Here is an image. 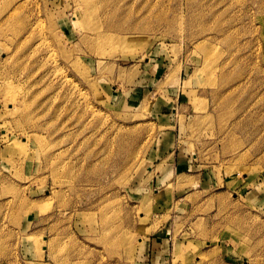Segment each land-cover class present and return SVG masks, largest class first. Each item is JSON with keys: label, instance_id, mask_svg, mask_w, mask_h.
I'll return each mask as SVG.
<instances>
[{"label": "rangeland", "instance_id": "374dc122", "mask_svg": "<svg viewBox=\"0 0 264 264\" xmlns=\"http://www.w3.org/2000/svg\"><path fill=\"white\" fill-rule=\"evenodd\" d=\"M89 3L0 0V264H264V0Z\"/></svg>", "mask_w": 264, "mask_h": 264}, {"label": "bare ground", "instance_id": "6f19581e", "mask_svg": "<svg viewBox=\"0 0 264 264\" xmlns=\"http://www.w3.org/2000/svg\"><path fill=\"white\" fill-rule=\"evenodd\" d=\"M75 1H77V0H75ZM89 1H91V0H82V3H83V8H81L82 9V11H83V15H85V16H91V14H92V7L90 8L89 6H91L90 5V3H89ZM79 4V3H78ZM94 5V4H93ZM95 6V5H94ZM97 7V6H96ZM77 8V7H76ZM78 10V9H77ZM82 18V17H81ZM93 18H92V16L91 17H89V24H87V27H86V29L87 30H89V31H92V32H99V29L96 27V24H95V22L93 21L92 23H91V20H92ZM82 20V19H81ZM101 31V30H100ZM85 34V33H84ZM87 34V33H86ZM88 34H89V32H88ZM99 34V36H104L103 35V33H98ZM91 35V34H90ZM92 36V35H91ZM107 36V35H106ZM95 37H96V35H95ZM108 39H109V37H107ZM104 40V39H103ZM102 40V41H103ZM105 41V40H104ZM103 41V42H104ZM112 42V41H111ZM108 43V42H107ZM61 80V79H60ZM65 80H66V78H65ZM68 80V79H67ZM64 81V80H63ZM62 81V83L64 84L65 82H63ZM68 82V81H67ZM70 83V82H69ZM64 85H66V83L64 84ZM80 95V94H79Z\"/></svg>", "mask_w": 264, "mask_h": 264}, {"label": "crops", "instance_id": "0c3cea01", "mask_svg": "<svg viewBox=\"0 0 264 264\" xmlns=\"http://www.w3.org/2000/svg\"><path fill=\"white\" fill-rule=\"evenodd\" d=\"M173 153H175V151H172V154H173ZM169 154H170V153H169ZM172 154H171V155H172ZM177 154H178V152H177ZM175 155H176V153H175ZM185 163H186V162H183V163L181 162L182 165H184ZM173 165H174V167H175V163H173ZM179 166H181V165H179ZM196 177H198V176H197V175H188V176H185V175H184V178H196ZM235 182H236V181H234V180H233V181H227V180H226V181H225L226 188H227V186H229V187H234V189H235V188L237 189L241 183H240V182H239V183L237 182V183L235 184Z\"/></svg>", "mask_w": 264, "mask_h": 264}]
</instances>
